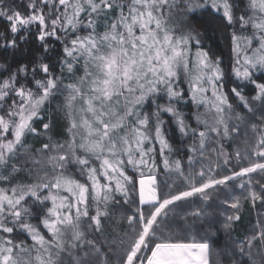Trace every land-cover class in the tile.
<instances>
[{
    "label": "snow or ice",
    "instance_id": "1",
    "mask_svg": "<svg viewBox=\"0 0 264 264\" xmlns=\"http://www.w3.org/2000/svg\"><path fill=\"white\" fill-rule=\"evenodd\" d=\"M204 9L233 28L230 74L189 19ZM236 10L237 0H0V48L34 33L42 50L15 70L0 64V264H116L117 247L118 264H210V244L182 235L176 208L199 198L180 219L207 218L221 191L225 231L245 203L259 208L230 264H254L256 242L264 256V183L254 179H264V115L249 123L237 111L255 115L243 94L252 84L264 112V0ZM189 103L196 112L182 110ZM57 116L62 141L51 135ZM171 124L189 141L183 157ZM126 205L127 231L110 238L106 223Z\"/></svg>",
    "mask_w": 264,
    "mask_h": 264
},
{
    "label": "trees",
    "instance_id": "2",
    "mask_svg": "<svg viewBox=\"0 0 264 264\" xmlns=\"http://www.w3.org/2000/svg\"><path fill=\"white\" fill-rule=\"evenodd\" d=\"M15 5H21L22 0H14ZM247 4V0H237V10L235 11V15L239 16L245 10V5ZM182 16V14H178V19ZM189 19L195 23L199 31L202 34L203 39L207 42L206 46L210 47L217 55L222 56L223 58V66L229 72L231 71L232 65V57L233 53L231 51V33L233 28L230 27L226 21L220 18L218 13L211 11L209 9L201 10L195 14H189ZM7 21L5 18L0 17V33L6 32L7 30ZM237 34L240 33L239 25H236L235 28ZM244 34H250L245 32ZM54 43V42H50ZM55 51L50 52L47 55L50 57L44 62L49 63L50 65L54 64L60 54V45L58 43L55 44ZM42 55V50L40 47V42L35 39V34L29 37L28 43L21 42L19 49L8 48L6 51L3 48H0V64H9L11 65V69L15 70L18 63H29V61L33 57H40ZM55 70V69H54ZM82 75L81 73H78ZM37 78H40L39 76ZM257 82H264V75L259 73L256 74ZM71 82V81H67ZM236 83L234 77H230L228 82L226 83L225 90H228L230 86H234ZM182 87H186L182 85ZM243 94L249 98L250 106L254 109H257L255 115L253 116L251 113H247V109L244 107H237V111L241 114H247L249 116V123H258L259 117L264 115V112L259 111V101L252 102L251 97L256 95L255 85L248 84L244 87ZM231 97V93H230ZM62 100V97H57L55 101H53V107L58 105ZM163 103L164 101H160ZM234 104H238V101H233ZM182 110L185 113H194L196 112V108L189 104L182 105ZM151 110V109H149ZM200 111H203L201 109ZM165 120L169 119V116L166 114L164 116ZM43 122H47L45 119ZM54 130L51 133L56 139L63 140L66 138L65 129L66 123L63 118L57 116L54 117ZM190 122L195 126V122ZM37 127H40V124H37ZM169 135L172 137V142L174 146L180 148L179 155L181 157L187 155L186 149H184L183 145L189 143V141L184 140L180 137L179 132L176 130L175 125L171 124V129ZM29 143L33 144L36 148L40 147L41 139L30 137ZM254 179L261 180L264 183V179H261L260 176L254 174ZM30 182V181H28ZM226 198V195L221 191L218 195H214V199L210 202L211 207L208 208V212L210 215L207 218L196 219L191 216H188L186 220H181L180 216L185 215L188 212L194 211L196 208L201 207V201L199 198H191L190 201L187 202H179L176 208L177 213L180 215L177 217L179 225H182V235L187 239L195 240L196 242H204L207 241L211 246L212 255L210 256V264L213 261L219 259L221 264H230L231 260H239L241 259L238 254H233L235 246L240 242L246 239V237L253 234V225L256 222L257 209H253L250 204L245 203L241 210V220L237 221L233 228L230 231H225L223 228V224L225 223V216L231 215L232 210L228 209L225 205L221 204L220 201ZM134 207V205L132 206ZM126 215H130L131 210L129 206H124V208H117L115 210V214L112 220L106 223V230L110 238H115L117 236H122L125 231H127V223L124 220H119V216L121 213ZM33 223H38V221H33ZM178 225V226H179ZM44 231V229H41ZM47 235V233H45ZM19 239H27L28 243H31L30 238L26 236H19ZM259 242H256L254 247L252 248L253 261L254 264H264V256L260 255L259 250ZM117 252L116 256L112 257V260L118 264L119 255L121 254V249L117 247L114 249ZM219 253V257L217 256ZM245 260V264H247V257L243 258Z\"/></svg>",
    "mask_w": 264,
    "mask_h": 264
}]
</instances>
